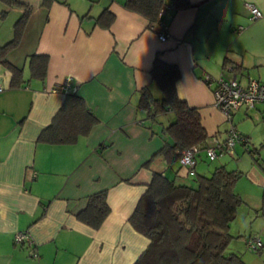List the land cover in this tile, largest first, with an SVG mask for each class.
<instances>
[{"label": "crops", "instance_id": "obj_1", "mask_svg": "<svg viewBox=\"0 0 264 264\" xmlns=\"http://www.w3.org/2000/svg\"><path fill=\"white\" fill-rule=\"evenodd\" d=\"M18 1L31 8L18 45L6 54L9 63L23 68L19 87L10 86L11 72L0 63V264H133L149 239L128 219L152 171L171 178L178 168L179 180L190 178L178 163L171 167L160 157L144 165L164 144L160 124L152 131L137 106L145 86L160 96L151 83L154 56L159 52L178 67V97L197 109L208 137L223 140L228 123L202 75L219 76L226 60L239 67L243 81H264V15L250 20L245 6L254 4L264 14V0H189L195 5L177 10L165 0L164 40L145 16L125 8L124 0L53 1L49 6L43 0ZM104 8L114 14L108 28L95 22ZM22 12L0 0V46L12 39ZM239 25L243 29L236 32ZM32 54L48 56L43 79L29 76ZM66 78L74 88L69 92L82 97L98 121L74 143H40V132L66 96L50 90ZM233 122L255 139L258 126H264V104L236 110ZM203 164L198 161L196 172ZM249 177L264 187V175L256 169ZM102 190L110 211L94 229L77 213ZM234 224L229 226L231 244L239 236L238 229L231 232ZM20 231L29 234L31 244L14 242ZM255 264H264V248Z\"/></svg>", "mask_w": 264, "mask_h": 264}, {"label": "trees", "instance_id": "obj_2", "mask_svg": "<svg viewBox=\"0 0 264 264\" xmlns=\"http://www.w3.org/2000/svg\"><path fill=\"white\" fill-rule=\"evenodd\" d=\"M53 1L67 3V0H43L42 4L49 6ZM1 2L8 7L23 9L14 23L12 39L0 46V63L11 72L10 86L19 87L24 81L23 68L9 63L6 54L18 45L31 8L18 0ZM171 4L173 10L195 5L189 0H172ZM165 5V0L123 2L125 8L145 16L152 30L158 26V10ZM113 20L114 14L107 8L95 17V22L104 28H108ZM237 27L235 31L240 32ZM223 63V69L230 65L235 72L239 71L238 66L227 63L226 60ZM47 64V55H30L27 61L29 76L43 79ZM150 75L151 83L158 88L160 96L155 97L150 86H145L139 91L137 106L145 112L147 126L152 131L153 126L160 124L164 144L144 165L148 167L152 159L160 157L166 165L172 167L178 163L180 168L179 159L183 149L199 145L200 150L196 155L194 173L186 174L190 177L187 181L179 180L178 168L171 178L163 172L152 171L147 188L128 219L137 232L149 239L147 247L133 264H245L239 255L227 251L234 238L229 232V226L243 202L235 191L242 172L228 169L225 164L215 166L209 175L196 172L208 135L197 109L177 95L179 69L176 65L163 61L159 52H156ZM97 121L82 97L75 92H66L61 106L51 122L40 132L37 141L46 144H71L79 136L87 135ZM205 158L207 159L206 155ZM106 197V190L90 195L86 207L77 213V218L94 229L98 228L110 211ZM257 212L264 217V187Z\"/></svg>", "mask_w": 264, "mask_h": 264}, {"label": "built area", "instance_id": "obj_3", "mask_svg": "<svg viewBox=\"0 0 264 264\" xmlns=\"http://www.w3.org/2000/svg\"><path fill=\"white\" fill-rule=\"evenodd\" d=\"M249 11V19L255 20L260 18L262 11L251 3H245ZM165 7L162 6L157 12L158 26L155 30L159 39L164 40L168 36V25L164 21ZM154 28V26L152 27ZM243 29L239 25L237 31ZM202 80L212 89L215 107L221 111L225 121L228 123V129L224 140H220L217 136L208 137L204 152L209 160H214L223 154H232L236 144L246 145L248 138L244 136L233 122V114L240 108L251 109L259 104H264V81L257 78L248 77L243 81L232 66L228 65L223 69L222 74L213 77L210 74L204 73ZM70 79L66 78L61 84L54 86L51 92H69L73 91ZM200 150L199 145H191L182 150L180 155V166L185 170L186 174H193L196 165V155ZM14 242L16 244L27 243L31 244V238L27 232L20 231L14 234ZM246 247L250 251H258L264 247V241L257 236H249L245 240ZM36 256V252H32Z\"/></svg>", "mask_w": 264, "mask_h": 264}, {"label": "rangeland", "instance_id": "obj_4", "mask_svg": "<svg viewBox=\"0 0 264 264\" xmlns=\"http://www.w3.org/2000/svg\"><path fill=\"white\" fill-rule=\"evenodd\" d=\"M240 127L243 128V126H239L237 129L248 138V143L246 145L237 144L232 154H223L212 161L206 159L205 153L201 152L204 164L201 165L202 171H198V173L209 175L214 167L219 164H225L228 169H236L242 172V176L236 182L235 191L243 202L238 207L237 216L234 219L236 228L232 227L231 229V232L239 230V236L236 238L238 242L235 244L230 243L227 251L240 255L242 260L248 264H255V257H257L259 252L250 251L246 247L244 237L260 236L262 241H264V217L257 212L261 205L262 185L255 186V183L249 177L253 168L261 175H264L262 174L264 173V126H258L255 131V139L251 141L240 130Z\"/></svg>", "mask_w": 264, "mask_h": 264}]
</instances>
